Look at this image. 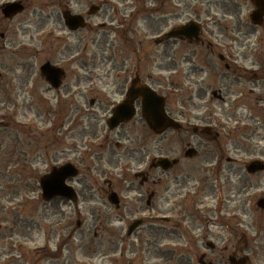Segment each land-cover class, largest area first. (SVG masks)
Segmentation results:
<instances>
[{"label": "rangeland", "instance_id": "1", "mask_svg": "<svg viewBox=\"0 0 264 264\" xmlns=\"http://www.w3.org/2000/svg\"><path fill=\"white\" fill-rule=\"evenodd\" d=\"M59 1L45 0L44 4L39 0L35 1L11 21L1 22L3 17L0 15V34L6 30L7 39H12L8 42L4 37V42L0 37V264H109L111 260L118 262L121 259V247L128 253L132 244L131 240L107 234L102 235L103 239L96 240L95 224L90 213H96L97 210H91L89 204L80 216L71 208V222H66L65 209H58L55 204L40 197L38 178L49 172L52 165L62 163L60 149L64 146L72 148L81 128L73 125L71 118L59 132L62 128L61 120L69 114V107L66 104L58 107L54 91H45L48 85L40 80L37 70L39 64L48 59L53 64L62 66L67 72L65 83L70 75L73 78L78 75L90 79L87 89L111 88L109 83L113 82L115 70L123 62L121 56L130 52V47L125 46L126 51L122 44L113 43L111 34L107 36L106 45L99 49L103 36L93 28L88 32H69L64 28L61 16V6L64 3L59 4ZM118 2L117 6H121L122 0ZM177 2L181 17L176 22L183 24L186 20H198L203 35L216 51L215 56L210 58L207 55L210 50L205 45H201L198 50L187 42L174 44L169 54L162 55L163 47L155 44L153 39L174 22L166 19L168 26L161 25L159 12L151 13L152 7L159 6L157 0H126L127 5L144 4V14L149 15L145 21H141L139 13H135L134 23L140 28L136 29L139 34L135 37H140L141 41L135 39L134 48L138 50V54L134 61L126 57V67L131 63L137 65L140 76H147L153 89L165 96V111H170L171 115L189 112L188 116L196 115L199 118L207 117L210 110H216V118L222 126L219 139L222 148L226 151L227 158L237 163L228 166V179L221 182L207 180L203 175L190 180V184L193 182L192 193L197 189L199 192L202 186H209L204 192L203 202L211 208V213H206L199 206L200 212L196 219L199 230L196 233L209 229L213 234L222 237L227 234L229 237L232 232L231 238L235 243L239 236L245 237L248 249L252 252L253 264H264V209L256 205V200L264 197V171L251 175L244 168L254 159L264 161V50L259 48L257 42L260 30L250 27L248 14L253 7L250 0ZM84 4L82 1V7ZM87 9L88 6L85 11ZM90 20L93 22L92 16ZM144 24L150 27V32ZM37 30H42L41 34L53 31L55 36L63 37L71 45L68 48L57 47L56 51L55 47L50 50L46 47L35 54L30 45L33 44L31 38L39 44L35 40L38 36H34ZM89 37H93L94 41ZM17 42L27 44V47L14 48ZM14 50L18 52L16 55ZM224 51L239 67L253 70L240 76L226 72L216 55L217 52ZM207 62L215 63L216 67L201 70L202 64ZM189 69H192L190 73ZM83 85L85 84L76 85L74 82L71 86L77 90ZM65 89L64 85L60 90L64 93ZM219 89L223 100L211 95V90ZM205 94L206 100L195 99L197 95ZM71 115L73 117L74 113ZM103 126L101 123L98 127L92 125L90 128L97 131L98 128L103 130ZM117 132L122 133L123 138L118 139ZM181 132L172 133L167 130L166 134L159 136L158 141V136L151 133L140 114H137L124 127L110 133L114 138L110 137V142L104 149H101L103 142L97 143V149L101 151L98 167L107 169L114 177H118L117 172L126 166L137 170L151 158L158 156L156 153L159 146L163 152L175 149L179 152L184 148L191 131ZM197 138L192 139V145L200 150L196 144L199 142ZM156 146L158 147L155 149ZM66 152L65 158L71 162L78 161L79 157L74 150ZM76 217L81 220L88 218L81 230L89 235L90 241L87 236L81 238L79 234L73 239H67L70 230L77 227ZM169 217L170 220L174 218ZM181 217L184 218L183 215ZM208 220L210 223H207ZM223 223H227L228 227H224ZM62 238L66 242L62 245L61 254L59 251L51 253L56 247L55 243ZM17 245L22 247L19 249ZM45 245L52 251L46 252ZM216 245L221 246L220 243ZM43 247L44 250L37 252ZM112 248L117 250L114 252ZM23 253L37 254L38 257L25 256L18 262L6 261L9 257L7 255ZM52 254L56 255L55 258ZM94 254L98 258H87ZM105 255L108 261L102 262L99 256Z\"/></svg>", "mask_w": 264, "mask_h": 264}, {"label": "flooded vegetation", "instance_id": "2", "mask_svg": "<svg viewBox=\"0 0 264 264\" xmlns=\"http://www.w3.org/2000/svg\"><path fill=\"white\" fill-rule=\"evenodd\" d=\"M35 1L38 0H0V8L3 4L12 2H17L25 8L27 6H32ZM39 1L41 4H44L45 0ZM82 1L83 3L85 2L83 7ZM88 1L89 0L59 1V4L64 3V5L61 6L63 8V17L66 16V14H71L73 16L78 15L81 23L84 24L82 28L72 29L67 25L65 17L64 28L69 32H78V30H87L88 32L91 31L92 28L95 32H100L103 39L101 43L99 42V49H102L106 45L108 41L107 36L111 34L114 38V40H112L113 43L117 42L124 47H130V52L121 56L123 62L121 61L122 64L115 70L112 78L113 82L109 83L111 88L102 87L101 89H87L86 86L90 82V79L78 75H76L75 78L70 75L65 83L64 80L67 78V72L62 66L56 63L53 64V62L48 59L39 64L37 70L40 80L46 84L45 76L41 73L40 69L44 63L48 61L53 66L63 68L64 76H62L60 80L59 87L52 88L50 84H47L48 88L45 89V91H54V94H56L55 104L58 107L65 104L69 107V114L64 116L61 120L60 126L62 128H60L59 132L64 129L65 124L71 121V118L73 119L72 124H76L81 128L79 129V137L77 138L79 142L74 138L75 142H73L72 148H70L71 146H64L60 149L62 163H70V161L65 158L67 155L66 151L69 152L74 150L78 155L77 157H79L77 162H73L75 166L79 168L78 174L67 181L68 184L75 189L74 196L71 199V196L68 194V196L54 197L46 202L55 204L58 209H60V207L65 209L66 211L64 214H66V222H71V208L74 213L76 211L77 216H80L81 212L86 210L89 204L91 210H97L96 213L92 211L90 213L91 220H93L95 224L94 237H96V240L103 239V234L112 237H121L124 240H131L132 244L129 247L128 253H126L124 247H121V259H118V262L111 260L109 264H253L252 252L248 249L249 246L245 242V237L239 236L235 243L232 241V232V238L230 235L228 237L227 234H225V237L213 234L209 229H204L196 233V230H199V225L196 220L200 212L199 206H202V210L206 213H211V208L204 205L203 202L204 192L209 186H202L199 192H197V189L192 193L191 188L193 182L190 184V180H196L199 175H203L207 180L214 179L217 180V182H221L223 179H228V166H233L234 163H237L227 158L226 151L222 148V143L219 140L221 138L220 130L222 126H220L219 120L216 118V110H210L207 117L201 116L199 118L196 115L191 117L188 116L190 115L189 112L188 114L179 112L171 115V112L166 110L168 116L172 120L180 121L181 127L174 129L172 126H169L163 133L152 132L149 127H147L151 133L156 137L158 136V141L160 140L159 136L166 134L167 130L172 133H182L181 131H183V133H189L191 131L188 138L189 140L186 142L184 148H181L179 152L177 149H175V151L168 150L163 152L161 151V146H156L155 149L158 147V153H155L158 154V156L151 158L149 162L144 163V165H141L137 170H133L131 166H126V168L123 167L120 172H117L119 175L118 177H114L107 169L98 167V161L100 160L99 154L101 153V151L97 149L99 147L98 144L103 142L101 149H104V147L107 146L106 144L110 142V137H113L110 133L117 130L119 127H124V125L128 123L124 122L112 129L110 128L108 119L113 115L115 106L125 102L138 108L141 104V99L137 95H133L132 92L136 89H141L145 85L153 89L148 77L140 76L139 70L136 69L137 65L131 63L126 67V57L134 61L138 54V50L134 48L135 39L141 41L140 37H135V35L139 34L138 31L136 32V29H140L139 26L134 23V19H136V17L134 18V16H136L135 13H139L138 16L141 21H145L149 15L144 14V12L146 13L144 4H140V6H136V4L127 5L126 0H122L121 6H117L119 0H92L93 3H89ZM157 1L159 6L152 10L159 12V15H161V25L168 26L166 25V19H170L174 23L176 20H179L178 18L181 17V14H179V3L177 0ZM164 3L167 4L166 7L168 8L165 7ZM257 3L259 6H262L264 5V0H257ZM91 5L93 7V14H90L88 9L85 11V7L88 6L89 8ZM134 7L135 11L133 12ZM128 10H130V13ZM91 16L93 22L90 20ZM12 19L13 18L5 19L3 17L1 22L11 21ZM258 21H261L259 26L250 24V27L260 30L261 33L259 34L257 42L259 48L264 50V15L259 17ZM145 23L147 24V22ZM174 23L170 29L182 26H177ZM145 28L150 32V27L148 25H145ZM5 31L6 30L0 34L1 39H3L4 42H6V40L11 42L12 39H7V32ZM42 32V30H37L34 34V36H38L35 40L39 41V44L34 42L33 38H31L33 44H31L30 47L33 48L35 54H39L40 50H44L46 47L49 50L55 47L56 51L58 49L57 47L62 48L63 46L68 48V46L71 45V43L63 37L55 36L53 31H46V33L41 34ZM141 34L143 35L142 32ZM89 38L94 41L93 37ZM179 42H187L189 45L197 47L198 50H200L201 45H205V47L210 50L207 55H210V58L215 56L216 51L207 38H205L202 31L199 32V36L195 39L177 34L174 38L163 35L160 43L163 47L162 55L169 54V50L174 48L173 45ZM157 44H159V42ZM17 46L18 48L21 46L25 48L27 44L17 42L14 48ZM14 51L15 54H13L16 55L18 52L16 50ZM196 51L197 49L195 52ZM198 52L199 55L200 51ZM216 55L221 65H223L222 69L228 73L232 72L240 76V74L246 75L247 72L253 70L241 68L233 63L226 51L217 52ZM215 65L216 64L212 62L203 63L200 69L207 71L208 68L214 69L216 67ZM167 66L170 67L169 65ZM167 66H165V68H167ZM191 70L192 69H189L188 73H190ZM26 71H28V68H26ZM208 75L207 73V76ZM73 79H75L74 82L76 85H85L80 86L76 90L74 86H71L72 83H74L72 81ZM133 81L134 84L132 85ZM64 85L66 89L65 92L62 93L60 89ZM205 91L207 92V90ZM210 92L212 97L218 100L224 99L220 89L217 91L211 90ZM205 97L206 94L203 96L197 95L195 99L206 100ZM60 102L62 103L59 104ZM72 113H74L73 117L71 115ZM137 113L140 114V112ZM92 120L95 122H92ZM192 120L196 122H192ZM101 123L105 126L102 127V129L104 128L103 130H99V128L97 131L91 130L90 127L92 125L98 127ZM169 123L172 125L171 122ZM117 134L118 139L123 138L122 133L117 132ZM196 137H198L197 139L199 141L196 144H198L200 150L192 145L194 142L192 139ZM116 144L118 145V143ZM189 147L193 148L191 155H188L186 152ZM158 158L168 160V163H165L168 168H165L164 165L161 164L156 166L154 160H158ZM238 168L242 169L241 167ZM85 178L86 181H84ZM67 212L69 213L67 214ZM182 215L184 218L181 217ZM169 216L174 218L170 220ZM87 219L88 218H84L81 220L76 217L75 221L77 227L75 230H70L71 233H69L67 239H73L79 234L81 238L87 236V240H89V235H85L83 230H81V226L86 224ZM183 220L186 223L185 225ZM207 223H210V220H208ZM222 225L228 227L227 223H223ZM129 229H131V231ZM65 242L66 239L63 240V238L61 241L56 242V247L53 251L45 245L46 252L52 251L51 253H54L55 251H59V254H61L62 245L65 244ZM216 243H220L221 246L216 245ZM45 248H39L37 252H41ZM112 249L114 252L117 250L116 248ZM3 255H5V253H3ZM52 255V257L55 258L56 255ZM7 256L9 257H7L6 261L12 262L13 260L18 262L25 256H28V258L38 257L37 254L27 255L25 253L18 254L16 255L17 257L13 254ZM89 256L90 257L87 256V258L90 260L98 258L95 254ZM99 259L102 262L108 261L106 255L99 256Z\"/></svg>", "mask_w": 264, "mask_h": 264}, {"label": "water", "instance_id": "3", "mask_svg": "<svg viewBox=\"0 0 264 264\" xmlns=\"http://www.w3.org/2000/svg\"><path fill=\"white\" fill-rule=\"evenodd\" d=\"M252 2L256 4V0H252ZM21 9V6L10 5L3 8V11L6 16L10 17L14 13L21 11ZM262 9L263 10L261 11L260 9H257L251 14V21L254 24H259V21L257 20L259 16H262L264 13V8ZM67 19L69 21V25H71L73 28H77V26H79L76 17L70 16ZM198 29V25L192 23L191 26H184L176 33L187 35L189 38H192V36L195 37L198 35ZM41 72L45 75L46 80L56 87L58 86L59 79L63 74L60 68L57 69L53 67L49 62L41 66ZM134 93L142 97L141 112L143 118L146 122H148L149 126L155 132L164 130L168 124L167 116L163 111V106L165 104L164 98L154 93V91L148 89L137 90L134 91ZM114 113V116L110 119L112 121L111 127H114L121 121L131 118L134 114L131 107H129L128 105L124 107L123 105L118 106ZM188 153H191V149L190 151H188ZM165 161L166 160H158L157 164ZM261 170H264V165L258 161H254L246 167V171H248L249 173H255L256 171ZM75 173V168L68 164L62 165L60 167H53L50 173L43 175L40 179V189L42 191L43 198L46 200H50L55 196H63L65 193H68L67 191L71 193L70 188H68L65 184V180L67 176H73ZM257 205L264 209V199H259L257 201Z\"/></svg>", "mask_w": 264, "mask_h": 264}]
</instances>
